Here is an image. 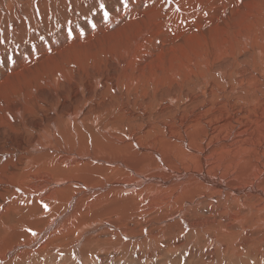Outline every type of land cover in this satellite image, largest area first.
I'll return each instance as SVG.
<instances>
[{"label": "bare ground", "instance_id": "1", "mask_svg": "<svg viewBox=\"0 0 264 264\" xmlns=\"http://www.w3.org/2000/svg\"><path fill=\"white\" fill-rule=\"evenodd\" d=\"M170 2H172V1L170 0ZM186 2H189V1H186ZM196 2H197V0H196ZM207 2H208V0H207ZM234 2H235V5L231 2L234 5V6L232 5V7H231L233 9L235 6H237L239 4L238 1H237V3H236V1H234ZM243 2H246V1L243 0ZM248 2H249V0H248ZM248 2L246 4H248ZM250 2H251V0H250ZM260 2H262V1H260ZM101 3L104 4L103 8L100 7ZM166 3H167V1H166ZM220 4H222V2ZM132 5L135 6L134 7L135 9L132 7ZM198 5H201V4H198ZM240 5H241V3L239 4V6ZM158 6H159V3H153L151 0H0V264H49L48 262L51 263V259H53L54 257H57L56 264H94L95 261L98 264H112V262L114 260L113 259L114 254L112 257L111 256L106 257L107 254L105 256L100 255L98 252L100 251L101 253H104V251L106 249L104 248V251H103V249L101 248V244H98V243H101L99 241V239L101 240V238H97V236H94V234L95 233L104 234L103 230L106 231V229L107 230H111V229L116 230L117 229V230H120L122 233L127 234L128 230L130 228H135L134 227L135 225H133L135 223V221H137V222L140 221L136 217V215H137L136 212L141 211V209H142L141 205L144 202L143 200L147 197L149 198L148 202L151 203L150 209H153V210L162 209L161 210L163 212L162 214H160V212L155 213L156 214L155 218L158 220L160 219V221L162 223V224H160L159 229L157 228L159 230V233H156L155 229H153V228H152V230H150L149 228L151 226L150 227L147 226V227H144V231L140 234H138V233L136 234L134 232L135 238L133 237V235H132V237L129 236V234L130 235L132 234L131 232L127 235L126 239L124 237L120 238V236L118 235L119 238L117 239V242L115 244H122L123 245V242L125 239L126 246L138 245V248H140L138 251V254L144 253L145 256H147L149 259H152V258H154V256L157 257L159 255V253L162 252L163 256H164L163 258H165V260H167L168 258H170V256L167 254L171 253V251L178 253L181 251V249L183 247L189 245V241L187 240V237H184L183 235H186V236L190 235V236L194 237L196 240L195 241V247L198 246V244H201V246H202L203 242H207V239H209V237H210L214 240V243H215V247L212 248L213 250L219 249V250H221V253H224V255H225V253H229L228 250H230L231 254H235L236 257H238L240 259H243V256L245 254L247 256H249V258L251 256H253L254 258H258L260 251L262 252V254L264 253V248H263L264 246L261 249L260 245L255 243L256 240H254V238L252 239L253 242L251 244L247 243L251 239L250 237H253L252 234H249V231L253 228H249L248 226H245L248 222L253 221V220H255V218H257V223L255 224L257 226H256L255 230H253L252 232L260 229L261 226H262V228H264V185H262V184H264V180H262V178H264V172L260 171L261 173L262 172L263 173L261 175H259V177H258L259 169L261 167H263L262 164L260 166V163L264 160V146L261 147L262 148L261 154H260V156H258L257 160L252 161V160L247 159L249 161L248 162L249 167L245 168L244 167L245 165L243 166L242 164L239 167V161L233 157L234 159L229 158V160L227 161V164H226L227 166L224 165L225 167L222 168L223 157H225V156L227 157V155H229L231 152H235V153H238L240 155V153H241L240 149L249 150L251 147V140L248 139V137H247V140L245 139V133L247 131H249V127L248 126H242L241 123H235L237 118L238 119L240 118V115H237V118L235 116L229 117L230 110L232 109V105H229V106L221 109V122L224 123L226 121V124H231V127L233 128L234 136H232L228 139V138H225L226 137V135H225V137H224L225 139H223L222 141H217L216 144L213 145V147H211V148H207V147L202 148L201 147L200 150H196L190 146L191 148H189V150L188 149L186 150L187 151V154H185L186 156L185 157H177L175 161H170L168 159L160 160V159L155 158L152 155V153L156 154L157 156H160L159 152L155 151L154 148H151V147L148 148L150 145H148L147 143H146V145H148V147L140 144L143 141H140L139 134H138V136H137V134L133 135V133H130L131 131L130 132L128 131V133H130L128 135V137H130V139L131 138L136 139V141H137V144H136L137 150L136 151H133V149L125 150V148H124V150L127 154V162L128 163L123 161V160H115V159H111V158L102 159L105 162V164H104L105 168H110L112 170V173H114L116 176H118V175L121 176L120 178H117V180H115L116 176L114 177V175L111 172L105 174L102 171H100L99 174H97V172L92 171L95 175H93V174L90 175L89 173L88 174L85 173V172H87V169H90V167L86 166V164H85V167L83 166L84 163L80 158L81 155H80V157L77 156L74 158V156L77 154V152H78V154H80L79 151L74 152L75 147L78 148V146L81 145L83 148L82 143H84V137L79 139L80 133L78 132L77 128L74 129V127H73L72 129H74L73 130L74 132L71 134L70 132L65 131V127L64 128L61 127L63 129H60V126H59V131L61 130V132H62V136H61L62 138L58 137V134L55 133L56 131L55 132L49 131L46 128L47 122L49 123V125L53 124V122H56V116L53 114H51L50 116L44 114V112L42 110V106H43V108H45L48 104L45 102V100L42 101L41 99L46 98V96H44V93H45V91H47V89H49L51 86H52L51 88L56 87V84L58 82L60 83V81H62L63 79L68 77L67 76V73H68L67 68L68 67L66 66L65 61L70 60L71 62H77L79 60H83L84 58H86L87 60L89 59L90 61L93 62L94 60L98 59L99 57H103V55L108 54L110 51L115 53L116 50L114 48L110 47V45H112V39L116 41L115 44H119L121 50H123L122 52H125L127 50L129 51L130 46H131L130 41L133 38L137 39V41H139L137 34H139L138 32H140L142 30V28L144 27V25H146V23L141 21V17L143 16V14H145V13L147 14V12H145V9H149L151 12L152 10L154 11V9H156ZM165 6H167V5H165ZM179 6H181V5H179ZM254 6H255V4H254ZM162 7L164 8V6H162ZM184 7L186 8V6H184ZM188 7L190 9L193 8V7L191 8L190 6H188ZM214 7H216V5ZM225 7H226V5H225ZM248 7L251 8V5ZM177 8H178V6H177ZM245 8H246V6H245ZM180 9H182V8H180ZM194 9H193V11H194ZM233 9H232V11H237L236 9L235 10H233ZM242 9L244 11L243 15H245V10H244V8H242ZM227 10H228V8H227ZM247 10H248V8H247ZM251 10H252V12H254L253 9H251ZM170 11H171V9H170ZM180 11H182V10H180ZM180 11H178V12L180 13ZM195 11H197V9ZM241 11L242 10H240V13H241ZM243 11H242V13H243ZM237 12H239V10ZM171 13H173V12H171ZM187 13H186V15L189 14V13L188 14ZM200 13H202V12H200ZM227 13H228V11H227ZM148 14H150V13L148 12ZM153 14L155 15V13H153ZM153 14L151 12L150 15H153ZM154 15L151 18L159 17V15L158 16L155 15L156 17H154ZM169 15H171V14H169ZM191 15H193V14H191ZM224 15L226 16L227 14L225 13ZM224 15H223V17H225ZM172 16L174 17V14H172ZM183 16H184V14H183ZM104 17H106V18L104 19ZM160 17L163 18L161 15H160ZM175 17H177V16H175ZM185 17H187V16H185ZM193 18H196V17H193ZM241 18H243V17L241 16ZM263 18H264V16H263ZM163 19H165V18H163ZM168 19L169 18L167 17V21H168ZM180 19H181V20H179L180 22L182 20L184 21V19H182L181 17H180ZM221 19H222V17H221ZM224 19H226V18H224ZM240 20H242V19H240ZM254 20H256V19L254 18ZM158 21H157V23H158ZM189 21H190V19H189ZM192 21H193V19L190 22H192ZM256 21H258V20H256ZM130 23H132L133 25L130 26ZM163 23L164 22H162V24ZM166 23L168 25V22H166ZM192 23H194V22H192ZM214 23H212V24H214ZM221 23L222 22H220V24ZM234 24L236 25V22ZM204 25H205V23H204ZM258 25L259 24H257L256 26L258 27ZM244 27L246 28L247 25H245ZM244 27H242L241 32H242ZM192 28H197V27H192ZM222 29H225V27ZM128 30L130 32H134L132 37H131V35L129 36L127 34ZM166 30H167V28H166ZM225 30H227V29H225ZM168 31H169V29H168ZM174 31H175V28H174ZM244 31L245 30H243V32ZM187 32H188V30L186 31V33ZM190 32L191 31H189V34H190ZM204 32L205 31H203V33ZM147 33H149V32H147ZM126 34L129 37L128 39L125 37ZM130 34H132V33H130ZM211 34H212V32H211ZM224 34L225 33H223V35ZM237 34H238V32H237ZM170 35L172 37V34H170ZM176 35H177V33H176ZM167 36L168 35H166V37ZM195 36L196 35H194V37ZM204 36H206V35H204ZM246 36H248V35H246ZM249 36H251V35H249ZM253 37H254V35H253ZM167 38L169 39V37H167ZM179 38H181V37H179ZM145 41H147V40H145ZM143 42L144 41L142 40L141 45H144V44H142ZM204 43L206 44L207 42H204ZM141 45H139V47H141ZM150 45H152V44H150ZM198 46H202V45H198ZM97 47H99V48H97ZM132 47H135V46H132ZM87 49H89L88 51H90L89 54L87 53ZM133 52H134L133 55L135 58H137V57L142 58L143 62H145V63H151V61L153 60V55L155 56V54H153L154 49L150 50V51L148 50V52L145 55H142L143 51H140L138 46H137V48L133 49ZM201 52H202V50H201ZM214 53H215V49L211 48L210 54H214ZM189 54H190V52H189ZM192 56H190L191 59H192ZM195 56H197V55H195ZM143 57H146V60ZM198 57H199V55H198ZM202 59H204V58H202ZM205 61H208V60L206 59ZM209 61H210V59H209ZM209 61L207 62V64H212L211 61L210 62ZM162 63H163V61H162ZM192 63H193V65L191 67L189 66L190 71L195 72L196 69L199 68L200 62L195 59L192 61ZM214 63H215V61H214ZM203 64H204V66L206 65L205 63H203ZM246 64H248V63H246ZM249 64H251V63H249ZM170 65H172V64H170ZM146 66H148V65H146ZM185 66H187V65H185ZM244 66H245V64H244ZM149 67H150V65H149ZM180 69H182V68H180ZM143 70L145 72V69H143ZM188 70H187V72H188ZM241 70L242 69L240 68V71ZM176 71H177V69H176ZM176 71L174 73H176ZM182 71L184 72V70H182ZM245 71H247V70H245ZM194 74H196V73H193L192 75H194ZM68 75H72V74H68ZM227 75H229V72H227ZM171 76H174V75H171ZM201 76H202V74H201ZM155 77H153V78H155ZM184 77H186V76H184ZM178 78H179V76H178ZM66 82H65V84H66ZM143 83H145V82H143ZM61 84H63V83H61ZM64 86H66V85H64ZM188 91H189V89H188ZM49 92H51V91H49ZM58 93H59V91H58ZM61 93H63V92H61ZM189 93H190V91H189ZM92 94H93V92H90L88 95H86V98L87 99L91 98ZM158 94H159V92H158ZM158 94H156V95H158ZM142 95H144V94H142ZM191 95L195 96L194 98L191 97L192 101L197 102V104L203 103V99L201 97H198L199 94L196 95V93H191ZM206 95H208V94H206ZM169 96H171L172 99H175V101L179 100V96L177 94H175L173 96L171 94H169ZM52 98H56V97L52 96ZM83 98H85V97L79 96L78 101L81 102ZM61 103H62V101H61ZM209 103H212V102H209ZM209 103L206 102L205 105L200 106V107L197 105L198 106L197 108H195L193 106V107H191L190 110L194 111L195 109L200 108L198 111V115H200V114L203 115V113H206L205 111H206ZM144 105H145V103H144ZM30 108L33 110V112L36 115L34 117H31V119L28 120L27 123H28V125H32L35 128V130H34L35 133L31 136V139L29 138V140H26L25 139L26 132L23 131V128H26V125H27L26 119L28 117V111ZM55 108H57V106ZM242 108H243V106H242ZM82 109H84V108H82ZM68 111H71V108H68ZM93 111L94 112H100L101 110L96 108L95 106L90 107L87 110V112H85V116H88V114L93 112ZM64 112L65 111H63L62 113H64ZM158 112H159V110H158ZM187 112H189V110ZM100 113H103V112H100ZM137 113H136V115H137ZM162 113H164V111ZM66 115L68 116L69 113H66ZM152 115H150V116H152ZM178 115H179V113H178ZM202 115H200V116H202ZM189 116H191V115H189ZM192 116H191V118H192ZM227 116L229 117V119L226 118ZM70 117L72 118V116H70ZM146 117H148V115ZM169 117H172V116H169ZM184 118H185L184 123H188L187 125H189V123H192L195 121L194 120V121L190 122V119H189V121L187 122L188 117L184 116ZM202 118H201V120H202ZM249 118H251V117H249ZM67 119H68V117L66 118V120ZM159 120L160 119H158V121ZM179 120H180V118H179ZM260 121L264 122V118L260 119ZM180 122L182 123L183 121H180ZM207 122H209V121H207ZM54 124H56V123H54ZM151 124L152 123H150V125ZM201 124H203V123H201ZM218 124H217V126H218ZM179 125L181 126L182 124H179ZM69 126H72V125H69ZM190 126H192V125H190ZM209 126H212V124L208 125V127ZM214 127H211V129L213 128V130H214ZM262 127H264V124L262 125ZM178 128L180 129V127H178ZM185 128H186V126H185ZM188 128H189V126H188ZM55 129H56V127H55ZM171 129H173V128H171ZM200 129L204 130L203 127L202 128L200 127ZM176 130H178V129H176ZM184 130H186V129H184ZM134 132L136 133V131H134ZM138 132H139V130H138ZM185 132H187V131H185ZM189 132H190V130H189ZM196 132H198V131H196ZM110 134H111L110 131L106 132V136L110 135ZM172 134H174V133H172ZM213 134H216V133L213 132ZM247 135H248V133H247ZM106 136H103V137H106ZM116 136H118V135H116ZM116 136H115V138H113L112 136H109V138L111 139V142L116 141V138H117ZM204 136H207V135H204ZM94 137L92 138L93 140H94ZM177 137H178V135H177ZM216 137H218L217 134H216ZM119 138H121V136ZM198 138H199V136L192 138L193 140L190 144L196 145ZM200 138H203V137L200 136ZM207 139L208 138H206V140ZM78 140H81V144H79ZM121 140L125 141L122 138H121ZM219 140H221V139H219ZM254 140H253V142H254ZM169 141H171V140H169ZM184 141L186 142V139ZM212 141H213V139L210 142H212ZM89 142H90V140H89ZM52 143H55V144L57 143L59 145L53 146ZM151 143H152V141H151ZM170 143H172V142H170ZM33 144L35 146H33ZM173 144H175V143H173ZM101 145H103V144H101ZM183 147H181V149L184 152L185 148H183ZM101 148H103V147H101ZM84 149H85V147H84ZM107 149H109V148H107ZM163 149H164V151L166 150V148H163ZM216 149H217V152H216ZM111 150H113V149H111ZM82 151H81V153H82ZM103 151H105V150H103ZM159 151H161V150H159ZM166 151H168V150H166ZM99 152H100V150H99ZM215 152H216L217 158L212 157L215 154ZM149 153H151V154H149ZM177 153H178V151H177ZM252 154H251V156H252ZM101 155H104V154H101ZM220 155H223V157L220 158L219 157ZM251 156H249V157H251ZM106 157L107 156H105V158ZM84 158L97 159V158L92 157L91 155L84 156ZM113 158H114V156H113ZM240 158H242V157H240ZM177 161L181 162V164H179ZM88 162H89V160H88ZM100 162H101V160H100ZM85 163H86V161H85ZM102 165H103V163H102ZM259 166H260V168H259ZM164 168L171 171L173 174L171 173L172 175L169 176L170 175V172H169V174L167 173L168 176H165L166 170ZM152 171H156V173L151 174ZM147 172H149V173H147ZM251 173L253 174V177H251L252 176L251 175L250 176L251 178H250L248 176ZM101 174H105L103 176L104 177L103 181H102V178L99 177V176H101ZM112 178L114 180H112ZM95 179L98 181V183L106 184L108 182V184H106V185L101 184L100 186L97 185V186L91 187V190L89 192L93 193V195H94V192H96V191H98V192L104 191V190L106 191L107 189H109L108 192L111 194H112L113 190H115V191H119L120 193H123V194L126 193V195L124 194L123 197L120 195L122 197V199L118 195L119 198L117 197V199H121V200L119 202L117 201L118 203L109 204V205L105 206L104 209H101V207H99L101 205L99 203L100 205H98V207L96 206L95 208H92V209L87 208V210L84 209L85 212H83V205L80 204V201L83 200L85 198V196H89L90 193L86 194V195L83 194L80 197H78V195H76L74 199L72 198L73 199L72 201L70 200L69 203L67 201L65 204H63L64 203L63 201L66 198L65 194H67V192L65 193V191L69 190V189H73V190H75V193H76V190H77L72 185H70L71 184L70 182H72V184H76V185H79L80 183H82L84 185L91 186V184L93 185V181ZM254 180H258L261 185L255 186ZM119 192H118V194H119ZM155 192H159L160 194H155ZM101 193L102 192H100V194ZM109 193H107V194H109ZM107 194H106V196H107ZM108 196H110V195H108ZM102 197H104V195ZM107 197L106 198L104 197V198L108 200ZM111 198L109 197L110 200H111ZM159 198H162V203H154V201H156ZM107 200H106V203L109 202ZM95 201H97V200H95ZM103 201H105V200H103ZM115 201H116V198H115ZM111 202L112 201H110V203ZM229 202L232 204L228 205ZM89 203L90 202H88V204ZM91 204L93 206L94 203L92 202ZM175 204L177 205L176 208L179 212H178V214L173 215L172 206ZM214 204H216L217 206L222 205L223 206L221 208L222 210H215L213 208ZM45 205L47 207H45ZM241 205H244L246 209L251 210L252 212L249 211L250 213L248 214V216H247V214H245L243 216V211L241 210ZM84 206H86V205L84 204ZM90 206H87V207H90ZM199 207H201L202 209H198ZM142 210H144V209H142ZM226 211H228L227 222L223 223L219 226L217 222L219 221L218 219H221L222 217L219 216L220 218H218L217 215L222 213V212H226ZM110 214H115L116 216H120L119 217L120 219L117 218L119 220L116 219L117 221H115V220L112 221L113 224L110 223V220H108V222L103 220L106 216H108ZM47 215L49 217H53V218L49 221H46ZM126 215H128V216H126ZM56 216H58V217H56ZM124 216H126V217H124ZM210 217H213V219H211ZM13 220H15V222H13ZM77 221H78V225H79L78 227H76L77 229L78 228L80 229V224L87 225L88 221H97V223L95 224V226L93 225L92 228L90 230H88L87 232H85L84 229H83V231L82 230L79 231V232H81L80 233L81 235L79 237L80 241L78 240V243L75 245L72 244L73 245L72 247L69 245L72 249L70 251H65L63 249V246L65 244L64 242L69 237H73V236H71V233H74L75 229L73 230L72 227H73L74 223ZM238 221L241 222L240 225H242V227L244 228L243 231H240V232L232 231V229L234 228V226H232V225L238 224ZM213 223H216V225H218L219 227L218 228L216 227L213 231H211V229H209V225H211ZM209 231L213 232L212 234H214V235L208 236L206 233H208ZM77 232H78V230H77ZM82 232H84L86 236H84L82 234ZM115 233H117V232L115 231ZM126 234H124V235H126ZM263 234H264V230L262 231V235ZM205 235L208 237H206ZM74 236H75V234H74ZM167 236H169V238L171 237L170 239H174L175 237H176V239L174 241L168 243L167 246L166 245L164 246L163 244L162 245L159 244L160 245L159 246L158 242H160L163 239V237H167ZM243 236L248 237V238H243L244 241L243 242L241 241V245L238 246L237 240H239ZM109 237H111V236H109ZM121 237H122V235H121ZM116 238H115V240H116ZM180 238H182V239H180ZM258 238H256V239H258ZM111 239H113V238H111ZM71 241H72V238H71ZM113 243H114V241H113ZM52 246L59 247V250L51 253L52 252L51 250L54 248ZM143 246H144V248H143ZM161 246L165 249V251H160ZM114 247H118V246H114ZM253 249L256 250L258 253H256L255 251H252ZM109 250H111V249H109ZM96 251H97V253H96ZM128 252H130V251H128ZM198 252H201V251H198ZM130 253H131L132 257H134V258L138 257L136 252L131 251ZM187 253L188 254L191 253L189 249L187 250ZM122 254H123V252H122ZM199 254L202 256L203 252L199 253ZM118 255H119V253H118ZM192 255L190 254L187 256V258H188L187 262L188 263H189V259L192 257ZM68 256H72L74 258V260L72 259L73 261L71 262L69 260L70 257L67 258ZM45 257L47 258V261H43V258H45ZM221 257H224V256H221ZM260 257H262V256H260ZM128 259H130L129 256H128ZM182 259H183L182 255H180V256L177 255V257L175 256L174 261L176 263L181 264ZM44 260H46V259H44ZM149 262L151 263L152 261L149 260ZM123 263H124V261H123ZM134 264H135V262H134ZM144 264H145V261H144ZM154 264H161V261H159L158 263H154Z\"/></svg>", "mask_w": 264, "mask_h": 264}, {"label": "rangeland", "instance_id": "2", "mask_svg": "<svg viewBox=\"0 0 264 264\" xmlns=\"http://www.w3.org/2000/svg\"><path fill=\"white\" fill-rule=\"evenodd\" d=\"M151 1L153 3H159V6L156 9H154V11L153 10L151 11L152 14L155 13V15L156 16L159 15V17L161 15L165 19H163L161 17L160 18L156 17L154 14H153L154 17H156V18H151V17H153V15H150L151 14L150 10L145 9V12H147V14L146 13L143 14V16L141 17V21L146 23V25H144L142 30L140 32H138L139 34H137L139 41H137V39H134V38L130 41L131 46H130L129 51L127 50L125 52H122L123 50H121L119 44H115L116 41L112 39V45H110V47H112L116 50L115 53L110 51L108 54L103 55V57H99L98 59L94 60L93 62L90 61L89 59H88L89 60L88 61L86 58H84L83 60H79L77 62H71L70 60L65 61L66 66L68 67L67 68V72H68L67 76L68 77L63 79L62 81H60V83L58 82L56 84V87L51 88L52 87L51 86L49 89H47V91H45V93H44V96H46V98L41 99L42 101L45 100V102L48 104L45 108H43V106H42V110H43L44 114L48 115V116L53 114L56 116V122H53V124H51V125H49L48 122L46 123L47 124V127H46L47 130L54 131V132L56 131L55 133L58 134V137L62 138L61 137L62 132H61V130L59 131V126H60V129H63L65 127V131L70 132L71 134L74 132L73 130L75 128H77L78 132L80 133L79 139L84 137V143H82L83 148L81 145L78 146V148L75 147L74 152L79 151L80 154H78V152H77V154L74 156V158L77 156L80 157V155H81L80 158L84 163V164L82 163L83 166L85 167V164H86V166L90 167V169H87V172H85L86 174L89 173L90 175L91 174L95 175L93 172H97V174H99L100 171L107 174L109 172L112 173V170L110 168L104 167L105 162L102 159L111 158V159L123 160V161L127 162V154H126L125 150H129V149H133V151L137 150V146H136L137 141H136V139H133V138L130 139V137H128V135L130 133H133V135L137 134V136L139 134L140 141H143L140 144L147 146V147H148V145H150L148 148L151 147V148H154L155 151H158L160 156H157L156 154L152 153V155L155 158L160 159V160L168 159L170 161H175L177 157H185L186 156L185 154H187L186 150L187 149L189 150V148H191V147L196 149V150H200L201 147L202 148H205V147L211 148V147H213V145L216 144L217 141H222L225 138L229 139L230 137L234 136L233 128L231 127V124H226V121L224 123L221 122V109H223L229 105H232V109L230 110L229 117L235 116L237 118V115H240V118L239 119L237 118L235 123H241L242 126H248L249 127V131H247L245 133V139L247 140V137H248V139L251 140V147H250L251 150L250 149L249 150L240 149V152H241L240 155L238 153H235V152H231L229 155H227V157L226 156L223 157V155H220L219 156L220 158L223 157L222 168L227 166L226 165L227 161L229 160V158H233V157L239 161V167L241 166V164L243 166L245 165L244 166L245 168L249 167V163H248L249 161L248 160H252V161L257 160L258 156H260V154H261V149H262L261 147L264 146V127H262L264 122L260 121V119L264 118V110H263L264 109V107H263L264 106V18H263V16H264V13H263L264 12V4H263L264 0H259V1L258 0H251V2L249 0V2L251 4L248 2V0H244L246 2H243V0H232V1L231 0H225L226 2L224 0L223 1L222 0H220V1L219 0H216V1L215 0H213V1L208 0V2H207V0H200V1L197 0V2H196V0H183V1L182 0H180V1L179 0H171L173 3L170 2V0H151ZM166 1H167V3H166ZM186 1H189V2H186ZM234 1H236V3L238 1L239 4L241 3V5L239 6V4L238 5L236 4L237 6H235L234 9L231 8L233 4L235 5ZM260 1H262V2H260ZM221 2H222V4H220ZM247 2H248V4H246ZM197 3L201 4V5H198ZM253 3L255 4V6ZM249 4L251 5V8L248 7V6H250ZM133 5H132V7L134 8L135 6H133ZM165 5H167V6H165ZM179 5H181V6H179ZM187 5L190 6L191 8L192 7L193 8L190 9ZM215 5H216V7H214ZM225 5H226V7H225ZM162 6H164V8ZM177 6L179 9L177 8ZM184 6H186V8ZM245 6H246V8H245ZM180 8H182V9H180ZM227 8H228V10H227ZM242 8H244V10H245V15H243L244 11ZM247 8H248V10H247ZM170 9H171V11H170ZM193 9H194V11H193ZM196 9H197V11H195ZM232 9L233 10L236 9L237 11L239 10V12L232 11ZM251 9H253L254 12H252ZM180 10H182L183 12ZM226 10L228 11V13ZM240 10H242L243 13H242V11L240 13ZM178 11H180V13ZM148 12L150 14H148ZM171 12H173V13H171ZM200 12H202V13H200ZM168 13L171 15H169ZM186 13L189 16L186 15ZM225 13L227 14L226 16L228 18L224 15ZM172 14H174V17L172 16ZM183 14H184V16H183ZM191 14H193V15H191ZM223 15L225 17H223ZM175 16H177L178 18ZM185 16H187L188 18ZM241 16L243 18H241ZM167 17L169 18L168 21H167ZM180 17L182 19H184V21L182 20L183 22L179 21V20H181ZM193 17H196V18H193ZM221 17H222V19H221ZM105 18L106 17H104V19ZM191 18L193 19L192 22H194V23L190 22L192 20ZM224 18H226V19H224ZM254 18L256 20H258L259 22L254 20ZM189 19H190V21H189ZM240 19H242V20H240ZM157 21H158V23H157ZM162 22H164V23L162 24ZM166 22H168V25ZM220 22H222V23L220 24ZM235 22H236V25L234 24ZM204 23H205V25H204ZM212 23H214V24H212ZM244 24L247 25L246 28L244 27L245 26ZM257 24H259L258 27L256 26ZM132 25L133 24L130 23V26H132ZM192 27H197L198 29L192 28ZM224 27L227 30L222 29ZM242 27H244L243 30H245L244 32L246 34L243 32V30L241 32ZM166 28H167V30H166ZM174 28H175V31H174ZM168 29H169V31H168ZM187 30H188V32L186 33ZM189 31H191L190 34H189ZM203 31H205V32L203 33ZM129 32L130 31L128 30L127 34L129 36L131 35V37H132L134 32H130L132 34H130ZM147 32H149V33H147ZM211 32H212V34H211ZM237 32H238V34H237ZM169 33L172 34V37ZM176 33H177V35H176ZM223 33H225V34L223 35ZM127 34L125 37L128 39L129 37ZM166 35H168L167 37H169V39L166 37ZM194 35H196V36L194 37ZM204 35H206V36H204ZM246 35H248V36H246ZM249 35H251V36H249ZM253 35H254V37H253ZM179 37H181V38H179ZM142 40L144 41L142 43L144 45H141ZM145 40H147V41H145ZM204 42H207L208 44L207 43L205 44ZM150 44H152V45H150ZM139 45H141V47H139ZM198 45H202V46H198ZM132 46H135V47H132ZM137 46H138L140 51H143L142 55H145L148 52V50L150 51V50L154 49L153 54H155V56L153 55V60L151 61V63H145V62H143L142 58H138V57L135 58L134 57L133 49L137 48ZM97 48H99V47H97ZM209 48L210 49L214 48L215 53L210 54ZM88 50L89 49H87V53L89 54L90 51H88ZM201 50H202V52H201ZM189 52L191 55L189 54ZM195 55H197V56H195ZM198 55H199V57H198ZM190 56H192V59ZM207 57L210 59L212 64H207V62L209 61V59ZM143 58H145V60H146V57H143ZM202 58H204V59H202ZM195 59L198 60L200 62V64H199V68L196 69L195 72H192V71H190V67L193 65L194 62L192 63V61ZM206 59L208 61H205ZM212 59L215 61V63ZM162 61H163V63H162ZM203 63H205L206 65L204 66ZM246 63H248V64H246ZM249 63H251V64H249ZM170 64H172V65H170ZM244 64H245V66H244ZM146 65H148V66H146ZM149 65H150V67H149ZM185 65H187V66H185ZM180 68H182V69H180ZM240 68L243 71L242 70L240 71ZM143 69H145V72ZM176 69H177V71H176ZM182 70H184V72ZM187 70H188V72H187ZM245 70H247V71H245ZM175 71L177 74L174 73ZM227 72H229V75H227ZM193 73H196V74L192 75ZM68 74H72V75H68ZM201 74H202V76H201ZM171 75H174V76H171ZM178 76H179V78H178ZM184 76H186V77H184ZM153 77H155V78H153ZM65 82H66V84H65ZM143 82H145V83H143ZM61 83H63V84H61ZM64 85H66V86H64ZM188 89H189L190 93H189ZM49 91H51V92H49ZM58 91H59V93H58ZM61 92H63L64 94ZM90 92H93V94H92L91 98L87 99L86 95H88ZM158 92H159V94H158ZM191 93H196V95L199 94L200 96L198 95V97H201L203 99L204 104L203 103L197 104V102L192 101L191 97L194 98L195 96H192ZM142 94H144V95H142ZM156 94H158V95H156ZM169 94H171L172 96L177 94L179 96V100L175 101V99H172V97L169 96ZM206 94H208V95H206ZM52 96L56 97V98H52ZM79 96H84L85 98H83L82 101L79 102L78 101ZM61 101H62V103H61ZM206 102L207 103L212 102V103L208 104V107H207L208 110L206 109V111H205L206 113H203V115L200 114L202 116L198 115V111L200 108L195 109L194 111L190 110L191 107L194 106L195 108H197L198 106L200 107V106L205 105ZM144 103H145V105H144ZM56 106H57V108H55ZM93 106L100 109L101 110L100 112H103L104 114L100 113V112H94L93 111V112L89 113L88 116H85V112H87V110ZM242 106H243V108H242ZM68 108H71V111H68ZM82 108H84V109H82ZM30 109L28 111V117L26 119V124H27L26 128H23V131L26 132V134H25L26 140H29V138L31 139V136L35 133V131H34L35 128L32 125H28V123H27L28 120L31 119V117H34L36 115L33 112V110L32 109L30 110ZM158 110H159V112H158ZM188 110H189V112H187ZM63 111H65V112L62 113ZM163 111L165 114L162 113ZM66 113H69V115L67 116ZM136 113H137V115H136ZM178 113H179V115H178ZM149 114L150 115L153 114V115L150 116ZM147 115H148V117H146ZM189 115H191V116L193 115L192 118ZM70 116H72V118ZM169 116H172V117H169ZM184 116L188 117L187 122L189 121V119H190V122H192L194 120L195 121L192 123H189V125H187L188 123H184V119H185ZM65 117L66 118L68 117L67 120L69 122L66 120ZM229 117L227 116L226 118L229 119ZM249 117H251V118H249ZM179 118H180V120H179ZM201 118H202V120L203 119L204 120L202 121ZM158 119H160V120L158 121ZM180 121H183V122L181 123ZM207 121H209V122H207ZM54 123H56V124H54ZM150 123H152L151 124L152 126L150 125ZM201 123H203V124H201ZM179 124H182V125L180 126ZM210 124H212V126H209L210 127L209 128L208 125H210ZM217 124H218V126H217ZM69 125H72V126H69ZM190 125H192V126H190ZM185 126H186V128H185ZM188 126H189V128H188ZM55 127H56V129H55ZM61 127H63V128H61ZM73 127H74V129H72ZM178 127H180V129ZM200 127L201 128L203 127L204 130L200 129ZM211 127H214V130H213V128L211 129ZM171 128H173V129H171ZM183 128L186 130H184ZM176 129H178V130H176ZM138 130H139V132H138ZM189 130H190V132H189ZM108 131H110L111 134L106 136V132H108ZM128 131L129 132L131 131V132L128 133ZM134 131H136V133ZM185 131H187V132H185ZM196 131H198V132H196ZM213 132L216 133L218 137H216V134H213ZM172 133H174V134H172ZM247 133H248V135H247ZM116 135H118V136H116ZM177 135H178V137H177ZM204 135H207L208 137L204 136ZM225 135H226V137H225ZM103 136H106V137H103ZM109 136H112L113 138H115V136H116L117 142L116 141L111 142V139L109 138ZM120 136L125 141H122L121 138H119ZM196 136L197 137L199 136V138L197 139V144L191 145L190 143L193 140L192 138H194ZM200 136H202L203 138H200ZM93 137H94V140L92 139ZM178 138L179 139L181 138V139L179 140ZM206 138H208V139L206 140ZM185 139H186V142L184 141ZM212 139H213V141L210 142ZM219 139H221V140H219ZM89 140H90V142H89ZM169 140H171V141H169ZM253 140H254V142H253ZM151 141H152V143H151ZM78 142H79V144H81V140H78ZM170 142H172V143H170ZM146 143L148 145H146ZM173 143H175L176 145ZM52 144H53V146L59 145L57 143L56 144L52 143ZM101 144H103L104 146ZM33 146H35V145L33 144ZM84 147H85V149H84ZM101 147H103V148H101ZM181 147L185 148L184 152L182 151ZM107 148H109V149H107ZM124 148H125V150H124ZM163 148H166V150H168V151H166V150L164 151ZM111 149H113V150H111ZM217 149H216V152H217ZM80 150L81 151L83 150L82 153ZM99 150H100V152H99ZM103 150H105V151H103ZM159 150H161V151H159ZM177 151L179 154L177 153ZM216 152L212 156L213 158H217ZM101 154H104V155H101ZM149 154H151V153H149ZM251 154H252V156H251ZM87 155H91L92 157L97 158V159L84 158V156H87ZM248 155L251 157H249ZM105 156H107V157L105 158ZM113 156H114V158H113ZM240 157H242V158H240ZM88 160L90 163L88 162ZM100 160H101V162H100ZM85 161H86V163H85ZM102 163H103V165H102ZM178 163L181 164V162H178ZM261 164L263 166V167H261L263 170L260 168ZM260 166H259L260 169L258 172V177H259V175H261L264 172V160L260 163ZM164 169L166 170V172L164 171L166 173L165 176H168L169 172H170L169 176H171L173 174L171 171L167 170L166 168H164ZM260 171H263V172L261 173ZM147 173H149V172H147ZM153 173H156V171H152L151 174H153ZM105 174H101V176H99L100 178H102V181L104 180L103 176ZM112 174L114 175V177L116 176L114 173H112ZM250 176L253 177V174L251 173L248 177H250ZM120 177L121 176L118 175L115 177L116 179L115 178L114 179L117 180V178H120ZM113 178H112V180H114ZM262 180H264V178H262ZM254 182H255V184H254L255 186L261 185L258 180H254ZM70 183H71L70 185H72L74 188L77 189L76 193L77 192L78 193L76 194L75 190H73V189L66 190L65 193L67 192V194H65L66 198L64 199L63 204H65L67 201H68V203L70 200L72 201L76 195H78V197H80L83 194L84 195L89 194L91 187H94L97 185L100 186L101 184L102 185L104 184V183H98V181L96 179L93 181V185L91 184V186H87V185H84L82 183H80L79 185L72 184V182H70ZM106 184H108V182ZM106 184H104V185H106ZM262 185H264V184H262ZM108 191H109V189H107L106 191L105 190L100 191V192H102L101 194H100V192L96 191V192H94V195H93V193H90L89 196H85V198L80 201V204L83 205V212H85L84 209H86V210H87V208L92 209V208H95L96 206L98 207V205H100V204L101 205L99 207H101V209H104L105 206H107L109 204L118 203L122 199L123 195L124 194L126 195V193L123 194V193H120L119 191H115V190H113L112 194L109 193ZM118 192H119V194H118ZM107 193H109V194H107ZM106 194H107V196L108 195H110V196L107 197ZM155 194H160V193L155 192ZM103 195L105 198L107 197L108 200L105 199L104 197H102ZM118 195L122 196V197L120 196L121 199H117ZM109 197L110 198L112 197L111 200L109 199ZM115 198H116V201H115ZM147 198H145L143 200L144 202L141 205V208L144 210L141 209V211L136 212L137 213L136 217L140 221L139 222L135 221V223L133 224V225H135L134 226L135 228H130L128 230L127 234L122 233L120 230H117V229L116 230H112V229L107 230L106 229V231L103 230V233L105 235L99 234V233L94 234V236H97V238H101V240L99 239V241L101 243H98V244H101V248L103 249V251H104V248L106 249L104 251V253H101L100 251L98 253L102 256H105L107 254L106 257L107 256L112 257L114 254V256H113L114 260H113L112 264H134V262H135V264H144V261H145V264H152V263L154 264V263H158L159 261H161V264H164V263L165 264H180V263H176L174 261V258H175V256L177 257V255L183 256L181 264H264V253L262 254L261 251L259 252L260 254L258 255V258H254L253 256H251L249 258V256H247L245 254L243 256V259H240V258L236 257L235 254H231L230 250H228L229 253H225V255H224V253H221V250H219V249L213 250L212 248L215 247V243H214V240L210 237H209V239H207V242H203L202 246H201V244H198V246L195 247V241L196 240L194 237H192L190 235L189 236L183 235L184 237H187V240L189 241V245L183 247L181 249V251L178 253L171 251V253L167 254L170 256V258H168L167 260H165V258H163L164 256H163L162 252L159 253L158 256L156 255L157 257L154 256V258H152V259H149L147 256H145L144 253L138 254V251L140 249V248H138V245L126 246L125 239H126L127 235L131 232L132 234L131 235L129 234V236L132 237V235H133V237L135 238V236H134L135 233L136 234L142 233L144 231V227H147V226L148 227L151 226L149 228L150 230H152V228H153V229H155L156 233H159L158 229H159L160 224H162L160 219L158 220L155 218L156 212L157 213L160 212V214L163 213L161 211L162 209H157V210L156 209L155 210L150 209L151 203L148 202L149 198L148 199ZM95 200H97L98 202ZM103 200H105V201H103ZM106 200L109 202L106 203ZM110 201H112L113 203L112 202L110 203ZM88 202H90L89 204L91 206L88 204ZM92 202L95 205L93 204V206H92V204H91ZM154 203H162V198L157 199L156 201H154ZM84 204L86 206H84ZM231 204L232 203H230V202L228 203V205H231ZM87 206H90V207H87ZM176 206H177L176 204L172 206L173 215L174 214L176 215L179 212L177 210ZM222 207H223L222 205H220V206H217L216 204L213 205V208L215 210H222L221 209ZM198 209H202V208L199 207ZM241 210L243 211V216L245 214H247V216H248V214L250 212H252L251 210L246 209L244 205H241ZM114 215L115 214H110V215L106 216L103 220H105L107 222H108V220H110V223H112V221H114V220L117 221L120 219L119 218L120 216L115 215L116 216L115 217ZM58 216H56V217H58ZM126 216H128V215H126ZM126 216H124V217H126ZM219 216L222 217L221 219H218L219 221L217 222L218 225L220 226L221 224L227 222L228 211L222 212V213L217 215L218 218H220ZM52 218L53 217H49L47 215L46 221H49ZM117 218H119V219H117ZM210 218L213 219V217H210ZM13 222H15V220H13ZM87 223H88L87 225L80 224V229L76 228L79 226L78 221L74 223L75 226L73 225L72 229L73 230L75 229V230H74V233H71V236H73V237H69L64 242L65 244L63 246V249L65 251H70L72 249L71 247L73 245L77 244L78 240L80 241L79 237L81 235L80 234L81 232H79V231H81V230L83 231V229H84L85 232H87L88 230H90L92 228L93 225L95 226L97 221H88ZM256 223H257V218H255V220H253V221L248 222L245 225V226H248L249 228H253L249 231V234H252L253 237H250L251 239L247 243L251 244L253 242L252 239L254 238V240H256L255 243L260 245V248L262 249V247L264 246V234L262 235V231L264 230V228H262V226H261L260 229L252 232L253 230H255V228L257 226V225H255ZM240 224H241V222H239V221H238V224H235V225L233 224L232 226H234V228L232 229V231H235V232L243 231L244 228ZM218 225H216V223H213V224L209 225V229H211V231H213L216 227L217 228L219 227ZM77 230H78V232H77ZM115 231L117 233H115ZM211 231H209L206 234L208 236L214 235V234H212L213 232H211ZM74 234H75V236H74ZM82 234L84 236H86L84 232H82ZM124 234H126V235H124ZM118 235L120 236V238H123V237L125 238L123 245L122 244H115L117 242V239L119 238ZM121 235H122V237H121ZM109 236H111V237H109ZM208 236H206V237H208ZM71 238H72V241H71ZM111 238H113V239H111ZM115 238H116V240H115ZM170 238H169V236L163 237V239L161 238L162 240L160 242H158V245L163 244L164 246L165 245L167 246L168 243H170L176 239V237L174 239H170ZM243 238H248V237L243 236L239 240H237L238 246L241 245V241L242 242L244 241ZM256 238H258V239H256ZM180 239H182V238H180ZM113 241H114V243H113ZM114 246H118V247H114ZM52 247H54L53 248L54 250L52 249L51 250L52 252L50 251L51 253L59 250V247H55V246H52ZM108 248L111 250H109ZM143 248H144V246H143ZM161 248H160V251H165V249L162 246H161ZM188 249L191 252L190 254L191 255L193 254L192 257L189 259V263L187 262V259H188L187 256L190 255L187 253ZM128 251L136 252L138 257H136V258L132 257L131 253ZM198 251H201V252H198ZM252 251H255L256 253H258L254 249ZM122 252H123V254H122ZM202 252H203V255L201 256L199 253H202ZM96 253H97V251H96ZM118 253H119V255H118ZM128 256L130 259H128ZM221 256H224V257H221ZM260 256H262V257H260ZM71 257L72 256H68L67 258H69V260L72 262L74 260V258L73 257L71 258ZM147 258L152 262L150 263ZM44 259H46V260H44ZM56 259H57V257H54L53 259H51V263L53 262L52 264H56ZM43 261H47V258L46 257L43 258ZM123 261H124V263H123ZM48 263L51 264L50 262H48ZM95 263L98 264L96 261H95Z\"/></svg>", "mask_w": 264, "mask_h": 264}, {"label": "snow or ice", "instance_id": "3", "mask_svg": "<svg viewBox=\"0 0 264 264\" xmlns=\"http://www.w3.org/2000/svg\"><path fill=\"white\" fill-rule=\"evenodd\" d=\"M100 7H101V8H103V7H104V4H103V3H101ZM45 207H47V206L45 205Z\"/></svg>", "mask_w": 264, "mask_h": 264}]
</instances>
